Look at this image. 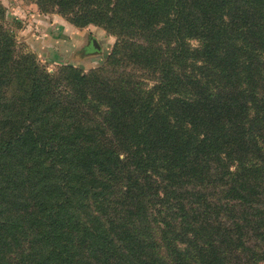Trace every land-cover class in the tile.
Instances as JSON below:
<instances>
[{"label":"trees","instance_id":"obj_1","mask_svg":"<svg viewBox=\"0 0 264 264\" xmlns=\"http://www.w3.org/2000/svg\"><path fill=\"white\" fill-rule=\"evenodd\" d=\"M116 38L51 73L0 3V264H264V0H36Z\"/></svg>","mask_w":264,"mask_h":264},{"label":"rangeland","instance_id":"obj_2","mask_svg":"<svg viewBox=\"0 0 264 264\" xmlns=\"http://www.w3.org/2000/svg\"><path fill=\"white\" fill-rule=\"evenodd\" d=\"M0 3L6 8L7 11V26L14 31V33L17 36V40L20 44V46L27 52L35 54L40 62L47 66L48 70L51 73H55L60 66L63 65H70V63H66V56L63 57V59H56L55 54L54 55H46L45 53V47L44 46V37L40 35V31L37 27L34 26H40L41 31H43L42 27L43 25L47 27L46 23L41 24V22L38 21V23H34L33 27L31 26V21L34 20V17H31V15L36 13L38 20H43V17H49L48 21L50 22L59 18L63 19L67 24H69L71 27L76 28L73 26L66 18H64L62 15L58 13L54 14H44L42 13L37 4L36 0H0ZM35 5V7H34ZM37 9V11H36ZM16 13V15H15ZM19 15V16H17ZM44 21V20H43ZM55 24V23H54ZM55 30H51L53 33L59 31L56 24L53 27ZM77 30H74L76 32L81 33V46L77 48L76 50H73V52H68V60H72V58L82 60V61H88V65L85 67H81L79 69L84 70L85 72H89L95 68H98L101 66L108 56L111 54L115 44H116V38L114 36H110L108 33H106L102 28L96 27L94 25H91L84 29L76 28ZM48 30V29H47ZM51 32V33H52ZM48 35V34H47ZM51 36V35H50ZM52 37V36H51ZM59 37V36H58ZM37 38V41H39L38 48H34L31 45V39ZM90 38H96L100 44L103 47L102 53H95L93 47H89V39ZM42 41V45L40 42ZM52 42L49 41V44ZM54 48H50V53H56V49L52 50ZM36 52H35V51ZM57 62V63H55ZM73 66V65H72ZM78 68V67H77ZM89 69V70H85Z\"/></svg>","mask_w":264,"mask_h":264},{"label":"crops","instance_id":"obj_3","mask_svg":"<svg viewBox=\"0 0 264 264\" xmlns=\"http://www.w3.org/2000/svg\"><path fill=\"white\" fill-rule=\"evenodd\" d=\"M34 7H35V5H34ZM36 11H37V9H36ZM15 15H16V13H15ZM17 16H19V15H17ZM31 17L35 18L34 20L31 21L32 27H33L34 23H38V21L41 22L42 25H43V23L47 24V27H45L43 25V27H42L43 31H41V29H40L41 25L34 26V27H37L38 30L40 31L39 36H41V35L43 37L45 36L44 37V46H46L45 47L46 55H54L55 54L56 59H58V60L63 59V57L66 56V63H70L71 65L78 67V68L85 67L88 65L89 62L85 61V60L82 61V60H78L75 58H72V60H70V59L68 60V52H71V51L73 52V50H76L77 48H79L81 46L80 45L81 44V33H80V31L79 32L74 31V30L78 31V29L74 28V30H73V27H71L69 24H67L63 19L59 20V18H58V20L57 19H55L53 21L50 20V22L48 21L49 17L48 18L43 17L44 21L41 19L38 20V19H36L37 15H36L35 11L31 15ZM54 23L56 24V26L59 30L55 33H53L55 31L53 29V27L55 26ZM51 30H54V31L52 32ZM91 39L92 38H90L89 40H91ZM49 41H51L52 43L49 44ZM30 43L34 48H36V47L38 48L39 41H37V38H32ZM98 43L100 44L99 41H98ZM40 44L42 45V41L40 42ZM100 46H101L102 51H103V47L101 44H100ZM50 48H54L52 50L56 49V53H50ZM102 51L100 53H102ZM95 53H98V52H95ZM55 63H57V62H55ZM85 70H89V69H85Z\"/></svg>","mask_w":264,"mask_h":264},{"label":"water","instance_id":"obj_4","mask_svg":"<svg viewBox=\"0 0 264 264\" xmlns=\"http://www.w3.org/2000/svg\"><path fill=\"white\" fill-rule=\"evenodd\" d=\"M91 45H92L91 47L94 48L95 52L100 53L102 51V48L96 39H94V38L91 39Z\"/></svg>","mask_w":264,"mask_h":264},{"label":"flooded vegetation","instance_id":"obj_5","mask_svg":"<svg viewBox=\"0 0 264 264\" xmlns=\"http://www.w3.org/2000/svg\"><path fill=\"white\" fill-rule=\"evenodd\" d=\"M89 47H91L92 45H91V40L89 41V45H88Z\"/></svg>","mask_w":264,"mask_h":264}]
</instances>
